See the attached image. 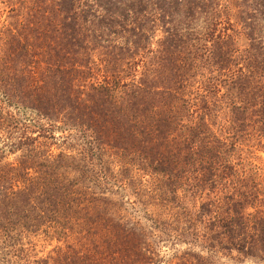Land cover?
<instances>
[{"label":"trees","instance_id":"obj_1","mask_svg":"<svg viewBox=\"0 0 264 264\" xmlns=\"http://www.w3.org/2000/svg\"><path fill=\"white\" fill-rule=\"evenodd\" d=\"M3 129L0 264L264 261V0H0Z\"/></svg>","mask_w":264,"mask_h":264},{"label":"rangeland","instance_id":"obj_2","mask_svg":"<svg viewBox=\"0 0 264 264\" xmlns=\"http://www.w3.org/2000/svg\"><path fill=\"white\" fill-rule=\"evenodd\" d=\"M24 121L34 131L37 130L36 125L27 122V120H24ZM18 125H19V129L16 131L15 134H20V131L22 130L24 123L23 124L19 123ZM0 133L2 135H4L5 134V130L4 129L1 130ZM16 156H18V152H9L5 156L4 160L5 161H15L16 160ZM263 156H264L263 152H261L258 149H254L253 147L251 148V151L248 152L249 160H251L252 162H255V163H257L259 161H263ZM193 206L194 207L197 206V203H195V205H193ZM56 243L57 242L55 240H53V239L52 240L51 239H43L42 238V233H40V232L35 233V235H28L22 241L23 247L25 249L37 252L38 255L45 254ZM164 244L165 245L162 247L163 250H168L167 247L169 246V244L168 243H164ZM2 246L3 245L0 244V247H2ZM183 246L184 245H181V244L178 245V247H180L179 249H181V247H183ZM165 248H167V249H165ZM213 259H214V262L216 264H264V261L254 260V259H250V258L246 259V260H240L239 258H237V256H234V255L233 256H228L226 254H220V253H218L217 255H214ZM168 264H174V263H173V261H169Z\"/></svg>","mask_w":264,"mask_h":264}]
</instances>
